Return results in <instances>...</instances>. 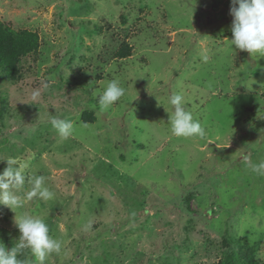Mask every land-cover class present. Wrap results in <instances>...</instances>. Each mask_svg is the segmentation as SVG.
<instances>
[{
	"label": "rangeland",
	"instance_id": "374dc122",
	"mask_svg": "<svg viewBox=\"0 0 264 264\" xmlns=\"http://www.w3.org/2000/svg\"><path fill=\"white\" fill-rule=\"evenodd\" d=\"M230 6L0 0V22L40 43L17 81L0 76V160L24 165L22 198L34 175L54 193L0 206V243L15 247V217L28 214L62 242L45 264H217L230 238L264 263V176L248 167L264 161V56L232 49ZM112 79L125 95L101 110L95 93ZM174 93L204 137L172 134ZM53 117L73 135L61 138ZM18 259L38 264L29 249Z\"/></svg>",
	"mask_w": 264,
	"mask_h": 264
},
{
	"label": "clouds",
	"instance_id": "9594fccd",
	"mask_svg": "<svg viewBox=\"0 0 264 264\" xmlns=\"http://www.w3.org/2000/svg\"><path fill=\"white\" fill-rule=\"evenodd\" d=\"M229 14L232 17V38L229 40L232 49L235 46L236 49L246 51L251 56H264V0H231ZM43 87L46 89L48 86L45 84ZM125 91L118 79L108 81L102 91L95 93L101 110L119 101L125 95ZM40 94V91L36 90L32 96L35 99ZM169 103L173 106L168 119L173 135L185 138L205 136V129L201 123L194 119L190 110L186 109L182 94H172ZM51 124L61 138L67 139L73 135L72 121L53 117ZM0 161H6L7 164L3 171H0V206L15 212L16 208L23 206L24 199L53 198L54 193L46 186V177L43 175L27 178L31 187L24 198L19 196L17 193L23 189L26 182L24 165H18L16 159L11 157ZM248 167L256 175L264 176V161L248 162ZM15 224L20 232L19 240L11 250L0 243V264H23L18 255L25 249L31 251L38 264H45L53 252H61L62 242L49 234V227L43 219L28 214L17 218L16 215ZM83 227L85 231L91 229L92 221L89 220Z\"/></svg>",
	"mask_w": 264,
	"mask_h": 264
},
{
	"label": "trees",
	"instance_id": "16d2710c",
	"mask_svg": "<svg viewBox=\"0 0 264 264\" xmlns=\"http://www.w3.org/2000/svg\"><path fill=\"white\" fill-rule=\"evenodd\" d=\"M39 36L30 31H15L0 22V76L15 82L21 75L23 58L39 49ZM130 47L125 44L120 56H130ZM85 117H92L86 112ZM227 251L217 264H264L258 259L255 250L244 241L230 238L226 241ZM239 248V251L234 248Z\"/></svg>",
	"mask_w": 264,
	"mask_h": 264
}]
</instances>
